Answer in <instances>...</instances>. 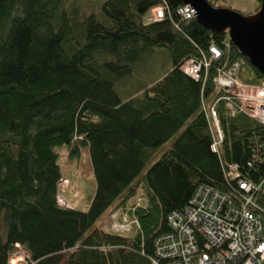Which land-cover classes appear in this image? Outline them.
<instances>
[{
	"label": "trees",
	"instance_id": "obj_1",
	"mask_svg": "<svg viewBox=\"0 0 264 264\" xmlns=\"http://www.w3.org/2000/svg\"><path fill=\"white\" fill-rule=\"evenodd\" d=\"M74 1L0 0V264L16 246L27 252L22 264H151L155 238L198 184L241 200L223 174L231 162L256 186L254 210L264 217V125L228 107L213 80L216 65L234 60L242 81L264 75L226 33L180 17V0H101L87 13ZM154 5L165 6L161 19L149 18ZM210 43L222 54L205 75L180 70ZM158 47L169 67L120 97L114 82ZM211 107L222 132L216 150ZM85 144L94 191L82 210L56 197L60 157ZM103 212L129 227L94 224Z\"/></svg>",
	"mask_w": 264,
	"mask_h": 264
},
{
	"label": "built area",
	"instance_id": "obj_2",
	"mask_svg": "<svg viewBox=\"0 0 264 264\" xmlns=\"http://www.w3.org/2000/svg\"><path fill=\"white\" fill-rule=\"evenodd\" d=\"M163 5L150 7L149 18L161 19ZM176 13L183 19L194 15L193 7L182 3ZM208 54L187 57L179 68L197 79L205 75L211 59L221 56L222 50L214 43L207 46ZM239 62H222L215 67L213 80L228 107L237 106L239 110L264 125V79L258 83L243 82L237 75ZM203 72V73H202ZM215 130L211 148L222 138L214 110L210 109ZM224 177L234 181L242 189L241 200L229 197L216 187L198 184L181 211H172L169 215V229L154 240V254L151 264H264V217L254 210L250 181L240 176L235 162L227 164ZM61 178L59 183H66ZM58 203L62 199L57 196ZM129 222L111 220L112 229H127Z\"/></svg>",
	"mask_w": 264,
	"mask_h": 264
},
{
	"label": "rangeland",
	"instance_id": "obj_3",
	"mask_svg": "<svg viewBox=\"0 0 264 264\" xmlns=\"http://www.w3.org/2000/svg\"><path fill=\"white\" fill-rule=\"evenodd\" d=\"M61 1L64 5L67 3L71 4V2H75L74 0ZM77 1V3H80V9L82 10V12L87 13L89 12V10H91L92 6L95 7L96 10H98V4L101 0ZM218 2L224 1L218 0ZM225 4L226 6L236 8L243 13H247L256 10L259 5V1L255 4V0H225ZM73 6L76 7L71 9H74L77 15L78 6ZM254 6H256V8ZM169 64L170 56L167 49L165 47H158L154 49L149 55H146L145 60L140 62V64L133 69L132 73L129 76H124L120 80L115 81L114 86L117 89L120 97H127L136 92V90H138L140 87L150 83L158 76H160L169 67ZM242 67L247 68L245 63L242 65ZM169 142L170 140H167L162 145V147H160L153 154V156L146 163V166L158 157L161 150ZM59 164L62 176L67 179L66 183H59V194L63 196V199L67 202L68 206H72L74 208L82 210L87 208L89 200L94 191V178L89 161L87 144L80 147V153L77 157L70 158L66 155H62L60 157ZM115 217L116 213L112 212L107 216L103 212L95 220L94 224L107 220V223L109 225V222H111V220H116ZM26 256L27 252L23 248L16 246V249L9 255L7 264H10L11 262V264H22L24 263Z\"/></svg>",
	"mask_w": 264,
	"mask_h": 264
},
{
	"label": "water",
	"instance_id": "obj_4",
	"mask_svg": "<svg viewBox=\"0 0 264 264\" xmlns=\"http://www.w3.org/2000/svg\"><path fill=\"white\" fill-rule=\"evenodd\" d=\"M180 1L193 7L195 20L211 33H226L237 51L264 75V0L247 13L207 0Z\"/></svg>",
	"mask_w": 264,
	"mask_h": 264
},
{
	"label": "bare ground",
	"instance_id": "obj_5",
	"mask_svg": "<svg viewBox=\"0 0 264 264\" xmlns=\"http://www.w3.org/2000/svg\"><path fill=\"white\" fill-rule=\"evenodd\" d=\"M133 203H134V202H133ZM11 263H12V262H11ZM11 263H10V264H11Z\"/></svg>",
	"mask_w": 264,
	"mask_h": 264
}]
</instances>
